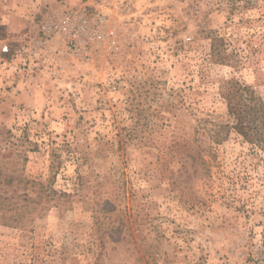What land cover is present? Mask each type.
Returning a JSON list of instances; mask_svg holds the SVG:
<instances>
[{
    "label": "rangeland",
    "instance_id": "rangeland-1",
    "mask_svg": "<svg viewBox=\"0 0 264 264\" xmlns=\"http://www.w3.org/2000/svg\"><path fill=\"white\" fill-rule=\"evenodd\" d=\"M68 1L116 42L81 71L0 22V165L56 191L0 190V264H264V152L222 128L231 80L264 105V0Z\"/></svg>",
    "mask_w": 264,
    "mask_h": 264
},
{
    "label": "built area",
    "instance_id": "built-area-1",
    "mask_svg": "<svg viewBox=\"0 0 264 264\" xmlns=\"http://www.w3.org/2000/svg\"><path fill=\"white\" fill-rule=\"evenodd\" d=\"M51 3V8L34 23L36 34L26 43L28 47L22 45L18 50L21 54L25 52L24 56L20 55L24 65L25 60L33 56L46 60L60 55L68 57L81 71L103 44L108 43L109 47L116 44L111 38L103 3H97L92 13L88 3L68 0H52ZM13 68H17V64H13Z\"/></svg>",
    "mask_w": 264,
    "mask_h": 264
},
{
    "label": "trees",
    "instance_id": "trees-1",
    "mask_svg": "<svg viewBox=\"0 0 264 264\" xmlns=\"http://www.w3.org/2000/svg\"><path fill=\"white\" fill-rule=\"evenodd\" d=\"M223 94L226 100L227 112L233 122L231 125L223 124L222 128L226 131L229 128L234 129L247 142L255 144L264 152V105L260 97L252 88L235 80L228 82ZM7 133H10V130H7ZM52 156V162L50 163L51 178L54 177L60 166L58 155L54 154ZM51 178H49L48 183H51ZM22 181L31 187L38 185L40 189H44L48 194L56 192L51 185L48 186L40 181L26 179L16 174L15 171H7L0 165V190L2 192L10 189V194H12L16 189L15 185ZM2 192H0L1 208L8 207L12 209L21 205L18 204L17 197L12 200L9 198L10 195L5 196ZM24 199H30L27 197V193L23 195ZM5 201L6 203H4ZM16 214L19 215L18 213ZM16 214L12 217L13 221L17 219Z\"/></svg>",
    "mask_w": 264,
    "mask_h": 264
},
{
    "label": "crops",
    "instance_id": "crops-1",
    "mask_svg": "<svg viewBox=\"0 0 264 264\" xmlns=\"http://www.w3.org/2000/svg\"><path fill=\"white\" fill-rule=\"evenodd\" d=\"M15 1L16 0H8V2L5 4L6 9L4 11L6 12L4 14V18L3 20H0V22L7 24L8 29L10 30H14V27L11 23V19L15 14H17L18 12L22 13V11H31L32 9L30 10V8H33V10H36V12H40V14L43 15L46 11L51 8V5L48 7L47 5L50 4L52 0H37L36 3L31 4L28 2V0H21L19 5H17Z\"/></svg>",
    "mask_w": 264,
    "mask_h": 264
}]
</instances>
